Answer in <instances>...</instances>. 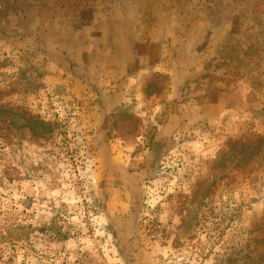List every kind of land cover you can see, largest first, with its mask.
Instances as JSON below:
<instances>
[{"label":"rangeland","instance_id":"obj_1","mask_svg":"<svg viewBox=\"0 0 264 264\" xmlns=\"http://www.w3.org/2000/svg\"><path fill=\"white\" fill-rule=\"evenodd\" d=\"M0 264H264V0H0Z\"/></svg>","mask_w":264,"mask_h":264}]
</instances>
